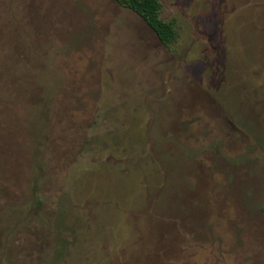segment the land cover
<instances>
[{
    "label": "rangeland",
    "instance_id": "1",
    "mask_svg": "<svg viewBox=\"0 0 264 264\" xmlns=\"http://www.w3.org/2000/svg\"><path fill=\"white\" fill-rule=\"evenodd\" d=\"M0 0V264H264V0Z\"/></svg>",
    "mask_w": 264,
    "mask_h": 264
},
{
    "label": "trees",
    "instance_id": "2",
    "mask_svg": "<svg viewBox=\"0 0 264 264\" xmlns=\"http://www.w3.org/2000/svg\"><path fill=\"white\" fill-rule=\"evenodd\" d=\"M123 7L136 13L156 34L164 45L171 44L176 38V31L171 20L159 16V0H115Z\"/></svg>",
    "mask_w": 264,
    "mask_h": 264
}]
</instances>
